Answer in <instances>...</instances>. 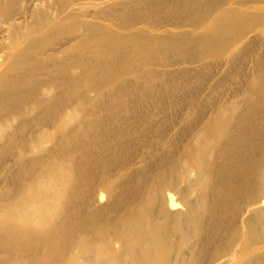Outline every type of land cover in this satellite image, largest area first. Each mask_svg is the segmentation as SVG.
Wrapping results in <instances>:
<instances>
[{"label":"bare ground","instance_id":"1","mask_svg":"<svg viewBox=\"0 0 264 264\" xmlns=\"http://www.w3.org/2000/svg\"><path fill=\"white\" fill-rule=\"evenodd\" d=\"M258 1L262 0L254 2L258 4ZM186 2V12L192 11L190 17L187 13L189 23L186 25L194 30L177 28L168 35L141 38L136 33L117 35L109 29L90 25L84 39L70 45L72 53H78V62L81 58L87 59L84 63L79 62L85 76L67 73L70 78H64L62 85L77 90L81 85L77 83H83L84 78L93 88L91 90L95 92L97 89L99 95L94 96L96 99L87 95V98L83 97L84 101L80 99L83 106L91 100L96 101V106L92 108L90 102L92 109L90 105L89 110L87 106L85 109L79 107L60 115V119L57 115L59 120L56 119L54 124H51L53 121L44 123L42 129L46 139L53 136L46 128L53 127L60 132L51 138L55 140V147L46 149V157H41L46 150L43 152L40 147L42 153L38 152L40 155L36 157L32 155L31 160L29 156L30 161L26 153L16 156L19 163L15 160L16 166L19 165L16 174L17 168H21L19 173L24 174L17 182L23 185L20 187L13 181V187L5 185L9 187L5 188L7 192L2 189L0 264H264V244L259 240L263 237L259 234V221L264 219V186L261 188L264 179V165L261 168V163L264 164V49L263 52L259 49L263 55L259 54L260 59L257 57L259 61L255 63L257 71L254 70L252 82L247 83V88L244 85L246 99L242 100L246 104L243 108L240 103L229 106L231 104L227 102L229 108L217 109L216 104L214 111L206 115L201 107L189 116L186 113L184 118L185 115L182 116L183 113L181 115L173 104L176 112L172 108V111L166 110L164 103L169 96L158 95V92L153 95L152 90L151 95L140 96L142 89L137 84L140 95L135 100L126 95L130 90H124L129 82L126 85L119 82L121 85H116L114 90L111 88L110 93L109 90L101 92L108 82L116 83L114 75L117 74L119 79L122 77L121 68L126 57L143 50L160 53L172 49L175 54L186 55L195 44L199 46L196 48V51L199 49L198 57L202 56L204 62L205 58H208L206 61L210 59L208 55L212 58L210 61L213 56L219 61L227 59L231 64L226 66L233 70L238 62V51L248 43L244 40L250 38L246 36L255 31L259 19L264 20V6L262 9L255 3L258 10L255 6L252 12L249 9L254 6L249 7L248 14L234 7L235 3L220 11L226 4L221 6L223 2H219L218 14L209 18L206 11L212 9L213 3H209L213 6L207 9L205 4L208 2L205 1V6L200 9L207 10L197 11L196 6L204 2ZM261 32L263 37L264 26ZM255 36L252 34L251 37ZM260 42L257 40L256 43L261 46ZM245 45L243 51L247 48ZM124 49L127 50L123 53ZM191 54L182 56L194 60ZM160 55L163 56V51ZM52 57L51 60L55 56ZM189 61L187 64L192 65L193 62ZM210 61H201L202 66ZM238 78L240 80V76ZM108 84L107 87L112 83ZM19 86L15 83L2 91V108H7V104L10 106L16 99L15 105L21 103ZM154 88L153 91H157ZM173 90L172 96L175 94ZM166 92L163 94L170 90ZM176 98L172 101L175 102ZM150 102L153 108L149 106ZM194 102L191 104L196 105L198 100ZM187 106L191 108L193 105ZM2 108L1 112L5 110ZM72 122L77 123L76 127L72 126L74 129L70 126ZM181 124L184 127L180 130ZM32 148L37 152L35 147ZM22 149L19 151L24 153L29 148ZM176 194H179L180 201H177ZM105 197L108 199L106 203ZM19 199H23L21 203H18Z\"/></svg>","mask_w":264,"mask_h":264},{"label":"rangeland","instance_id":"2","mask_svg":"<svg viewBox=\"0 0 264 264\" xmlns=\"http://www.w3.org/2000/svg\"><path fill=\"white\" fill-rule=\"evenodd\" d=\"M178 1L179 0H176V1L175 0H98V1L97 0H0V96L2 95V91L5 88L12 87L15 83H19L20 86L18 87V92H19L18 95L20 96V100H21V103L19 105L18 103L17 105H15L16 104L15 102H18L16 99L14 103L13 101L10 102V104L13 103L10 106H8L9 104L8 103L7 108H5L6 106L2 108L4 105H2L3 102L1 101V98H0V102H1L0 109L2 108V109L7 110L9 108L7 112L5 110H2L3 113L0 110V152L2 155V157L0 155V194H1L0 197H2V194H4V191L2 189L9 188L11 185V182L15 181V183L14 182L13 183L14 184L18 183L20 187L23 185L22 182L20 183L21 179H23L21 178V175L23 173H19L20 172L19 170H21V168H17L18 170L16 174V167L19 166V165L16 166L15 164V160H17L16 163L19 164L18 158H16V156L20 157L21 155H25L26 153L25 155L26 158L30 156V160H31L33 159L32 155L33 156L35 155V157L39 156L40 153L38 152L42 153L43 150L45 151L46 149H49V148L50 150H53V148L55 147L54 145L55 140H51V138L54 136H58V133L60 134V132L55 130V128L53 127H49V129L46 128V131L53 133V136H51L50 139L48 138L49 141H46L48 139H46L45 137L46 134L43 131L44 129H42L44 126V123H50L53 121L51 124H54L56 119L57 120L60 119V115H63L64 113L75 110V109L78 110L79 107H84L85 109L87 106V109L89 110V105H90V109L96 106L94 105L96 104L95 100L90 101L93 107L91 106L90 102L89 104H86V106H83L81 99H83L85 95L90 97V99H96L95 97H98L99 95V92L97 91V89L95 92H93L94 90H91L93 88L89 85V83L85 81L84 78L82 79L83 83H79V82L77 83V84H81L80 86H78L79 89L77 90H75V88L66 89L62 85L63 84L62 81L64 78L65 79L70 78V76L67 73H70V75L76 74V76L80 75V77L85 76V73L82 69V64L79 62L84 63L85 61H87V59L81 58L78 62V59H79L78 53H72L73 51H71L70 45L75 44L79 40H83L84 37L86 36L85 33L87 31V27L90 25H96V26H99L100 28L109 29L117 35L136 33L141 38H147L150 36H159L161 34L168 35V34H171L177 31L178 30L177 28L186 29L189 27L188 30H194L192 29L193 27L190 28L189 25H186L189 23L188 18L191 16L192 11L188 10L189 13L186 12L187 8L185 7V5H187V2L185 3V0L179 1L182 4L178 3ZM205 1H207L208 3L205 4ZM205 1L201 0V2H204V3L203 5L199 4L200 6L197 5L196 10L198 9L199 11L201 10L205 11L207 9H210L208 7L210 6L212 7L214 4L215 6V7L213 6L214 8L212 7V9L208 11V13L206 11V14L210 15V16L208 15L209 18H212L213 16L218 14L219 12V10H217L218 6L220 8L221 6H224L226 4L224 7H222V9L220 8V11H222L225 9V7L230 8L232 7V3H235V5L233 4L234 7H238L240 10L242 9L243 12L247 13L249 10L252 12L255 11V6H256L255 3L257 4V2H254L257 0H205ZM173 2H176V3H173ZM219 2L220 3L223 2V4L221 5ZM209 3H213V4L210 5ZM259 3L263 5H260ZM204 4L208 5L206 7L207 9H200L203 6H205ZM228 4L230 7L228 6ZM241 4L244 7H242ZM259 5L262 7H260ZM252 6H254V9L251 8ZM257 6L263 9L264 1L263 0L258 1ZM257 6L256 8L258 10ZM249 7L251 9L248 10ZM168 8L170 10H168ZM192 9L193 11H195L194 8ZM181 12L183 15L181 14ZM184 14L186 15V18ZM172 15L174 16V18L172 17ZM170 18L171 19L173 18V19L170 20ZM174 19L176 20L174 21ZM257 24L255 26V31L253 30L254 28L251 29L255 33H252L253 31H250L251 33H248V35L246 36L247 38L249 37L250 38L248 40L247 39L244 40V42L248 41V43H245L246 45L244 44L245 47H247L246 48L247 50L245 49L247 51V54L245 50H244L245 52L243 51V47H244L243 45L242 48L240 49L241 52L238 51L237 57H236L239 59V60L236 59L239 63L237 62V65L233 66V70L231 69L232 68L231 66H230L231 70H229V67L226 66V65L229 66L231 64L230 62H227L228 61L227 59L221 60L223 62V64H221L222 62L217 60L215 58L216 56L214 57L213 55H212L213 60L211 61H210V59H212L211 56L210 55L207 56V57H210L208 61H210L209 63L210 64L212 63V65H210L209 63H208L209 65L203 64L205 65L203 67L202 62H204L203 61L204 59L202 60L201 58L202 56H201L200 57L201 60L199 61L200 59L198 57L199 49L198 51H196L197 50L196 48L197 47L199 48V46L195 44H193L194 47L192 45V47L189 48V51L192 48L190 52L193 55L190 52H188L186 55L179 54L178 52L175 54V52H173L172 49H169L168 51L170 53H168V51L166 50H162L163 56L165 57L163 58V56L160 55L162 51L160 53L159 52L156 53L150 50L148 51L143 50L142 52H136L133 56L129 54L126 57L127 58L126 62L122 65V68H121V71H123L122 72L123 75L121 74L122 77H120L119 79L117 78L118 75L116 74L114 75L116 83L115 82L113 83L112 81L108 82L109 84L112 83L115 86L111 84L109 87H107V84H108L107 83L104 87L101 88L102 91L101 90L100 91L104 93L107 90H109L107 92L110 93L112 90L117 88L116 85L120 86L122 82L124 85H126L129 82V84L127 85H130V87L126 85L124 87V90L127 92L128 90H130L129 91L130 94L129 93L126 94V92L125 91L124 92L126 95H129L132 100L137 99L138 95L140 94H141L140 96L151 95L150 90H152V92L154 93V94L152 93L153 95H155L158 92L157 93L158 95L161 93L160 94L161 96H165V97L169 96V98L167 97L168 101H170V98L172 97H173L172 100H175V98L177 97L175 101L176 103L171 100L170 102L168 101L165 102L164 106H166V110L168 111H172L171 108L175 111L176 110L175 108H177L179 112H181V115L183 113L182 116L185 115L184 118L187 117L186 113H188V116H189V114L198 112L201 107L203 108V111L207 115L211 113L212 111H214V109L216 108L215 106L216 104H217V109L221 108L222 106L229 108V106H233L234 103L236 104L238 103L237 105H239L240 103L241 108H243L245 107V104H246V102L244 101L246 98H245V95L243 94V92L245 91L244 89L248 87L249 85V84L247 85L248 82L249 83L252 82L254 75L256 73L255 71H257L255 63H257L261 57V56L259 57V54L263 55L264 53L263 52L264 45L262 46L261 44L262 42L264 43L263 41L264 36L263 37L261 36L262 35L261 28L264 26V20L261 21V19H259ZM260 24H261V27H260ZM257 27H260V28H257ZM252 34L256 35L255 38H253L254 35L253 37H251ZM251 39H254V42H252ZM257 40L261 41L260 45L262 47L259 46V43L258 44L256 43ZM65 48L66 50H68L67 52ZM126 50L127 49H124L123 53ZM195 52H197V54L195 55L196 57H194ZM242 52H244L245 54ZM177 54L179 55L177 56ZM190 54L192 55L191 57L194 58V60H192V58L189 59L192 61H189L186 57L182 56V55L188 56ZM66 55L68 56L66 57ZM52 56H55L54 59L56 61L54 59L51 60V58H53ZM46 58H49V59L46 60ZM183 58H186V60H183ZM207 59L208 58H205V62H208L206 61ZM214 59H216L217 62ZM187 60L189 61V63L193 62L192 65L187 64L188 63ZM48 61H49V64H48ZM198 61L200 62V64H198L199 63ZM218 61H219V64H217ZM173 62L174 64L176 62L178 63L173 65ZM194 62H196V64ZM214 62L216 65H214ZM145 63L147 64L144 65ZM224 63L226 64L224 65ZM64 64H66L67 66ZM166 64H169V65H166ZM196 65L197 66L200 65V66L197 67ZM80 66H81V69L79 70L78 67L80 68ZM224 66L227 69H225ZM140 68L142 70H138ZM188 68L189 70H191L190 72ZM190 68L195 69V72L193 69H190ZM207 68L208 70L209 68H211V71L206 70ZM145 70L147 71L146 74L148 75L144 73ZM240 70L242 71L241 74H240L241 72ZM78 71L79 72L83 71V74H78ZM185 71H187L190 75L187 74V72L185 73ZM230 71H234V73ZM141 72L142 74H140ZM152 72L154 76L152 75ZM206 72H208V75L206 74ZM211 72H213V74L209 75ZM150 73L152 76L149 75ZM201 73L203 74V76ZM156 74L159 76H157ZM232 74L234 75L232 76ZM141 75L145 76V78H143ZM155 75L157 78H154ZM147 76H149L148 79H147ZM237 76L238 77L240 76V80ZM159 77H162V78L159 79ZM141 79H143L142 82H141ZM144 79H147L148 81L145 80V82H147L150 85H148L147 83L144 84L145 83ZM119 82L121 84H119ZM153 82H155V86H156V83L158 86L157 87L152 86L154 84ZM240 83L242 85H239ZM136 84L139 85V88L142 90L137 88L138 86H136ZM144 85H146L147 87H145ZM244 85H246V88ZM133 86H135L137 89L135 90V87ZM142 86H144V88ZM151 86L153 88L155 87L156 89L155 88L154 89L157 91H153V88H151ZM127 87L129 89L126 90L125 88ZM158 87H160L162 91H160ZM148 88L150 89L148 90ZM171 89L172 90L174 89L173 90V93H175L173 94L174 96H172ZM58 90L59 91L64 90V91L58 92ZM166 90H168V92L170 90L169 93L171 94V96L169 93H168L169 95L163 94L166 92ZM137 91H139L140 94L139 92L137 93ZM142 91H143V94H142ZM95 93L97 95H95ZM195 95L200 104L196 102L197 100L195 99L196 97H194ZM52 96L58 97V99L54 100L55 97L53 98ZM183 96L185 97L186 101L184 100ZM51 97L53 100L51 99ZM180 97H182V99ZM84 98H87V97L85 96ZM187 98L188 99L190 98L189 104H188L189 101H187ZM193 100H196L195 101L196 105L191 104L194 102ZM74 101L75 102L78 101L77 104ZM229 102L231 105L228 106L227 104H229ZM172 104L174 105L175 108L172 107L173 106ZM236 104H234V106H237ZM152 105H153L152 103L149 104L150 107ZM187 105H190V106L193 105L191 106L193 111H191V108L189 107L190 108L189 109ZM10 107L14 110L10 111L11 110ZM193 107L194 108L196 107V109H194ZM15 110H16L15 113H10V112H14ZM57 115L59 119L57 118ZM76 125L77 123L72 122L70 126L76 127ZM182 127H184L183 124H181L180 130ZM72 129H74V127H72ZM43 136L45 137L44 140H43ZM41 143H43V146ZM32 147H35L36 149L35 148L34 149L37 152H35ZM39 147L42 151L39 149ZM28 148L29 149L31 148L30 149V151L32 150L31 154ZM21 149L24 151L28 149V151L26 152L23 151L24 153H22V151H19ZM33 151L34 153H32ZM46 152L48 153V150L44 152L45 155L42 153L43 156L41 155V157H44V156L46 157V154H47ZM27 160L30 161L29 158ZM263 165L264 164L261 163V168L263 167ZM263 171H264V168H263ZM15 175L16 176L19 175L20 178L15 177ZM18 179H20L19 182H17ZM261 183H263L261 184V188H262L264 186V179L261 181ZM5 185L9 187H6ZM11 186L13 187V185ZM6 189H5V192H7ZM176 198H177V201H180L179 194H176ZM21 200L23 199H19L18 203H21L20 202ZM107 201L108 199L107 197H105L104 202L106 203ZM262 209H264V207ZM261 220L262 221H259V225H260L259 234L263 237L259 235V237H261L259 238V240L262 244H264V241L263 242L261 241L262 238L264 240V224H263L264 219L261 218Z\"/></svg>","mask_w":264,"mask_h":264}]
</instances>
